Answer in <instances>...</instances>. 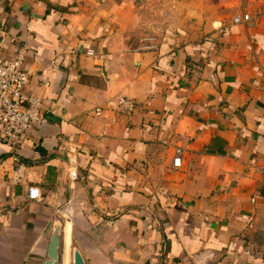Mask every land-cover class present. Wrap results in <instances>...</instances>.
Returning a JSON list of instances; mask_svg holds the SVG:
<instances>
[{
    "label": "crops",
    "instance_id": "0c3cea01",
    "mask_svg": "<svg viewBox=\"0 0 264 264\" xmlns=\"http://www.w3.org/2000/svg\"><path fill=\"white\" fill-rule=\"evenodd\" d=\"M20 47L44 112L0 139V264H44L55 215L59 264H264V0H0Z\"/></svg>",
    "mask_w": 264,
    "mask_h": 264
},
{
    "label": "built area",
    "instance_id": "2783aa9c",
    "mask_svg": "<svg viewBox=\"0 0 264 264\" xmlns=\"http://www.w3.org/2000/svg\"><path fill=\"white\" fill-rule=\"evenodd\" d=\"M247 14L234 16V23L249 21ZM25 50L20 47L15 55L10 58L0 57V139L9 147H14L25 134L40 122L44 109L42 100L37 96H29L24 92L28 82V71L24 68ZM115 104L118 109L131 113L136 108V101L126 95L117 96ZM99 109H97L98 111ZM183 150L180 147L174 149L172 164L179 167ZM17 163V168L10 178L12 183H18L26 179L25 167L19 163L18 157H12ZM264 170V165L262 167ZM75 177L76 174L73 173ZM26 198L28 201L42 202L40 189L35 185H29ZM56 213L68 219L72 216L71 206L57 207ZM5 214H0V221Z\"/></svg>",
    "mask_w": 264,
    "mask_h": 264
},
{
    "label": "water",
    "instance_id": "95a60500",
    "mask_svg": "<svg viewBox=\"0 0 264 264\" xmlns=\"http://www.w3.org/2000/svg\"><path fill=\"white\" fill-rule=\"evenodd\" d=\"M55 226L52 228L49 243L47 247V259L44 264H59V232H60V217L55 215ZM72 264H84L81 254L77 249L73 250Z\"/></svg>",
    "mask_w": 264,
    "mask_h": 264
},
{
    "label": "rangeland",
    "instance_id": "374dc122",
    "mask_svg": "<svg viewBox=\"0 0 264 264\" xmlns=\"http://www.w3.org/2000/svg\"><path fill=\"white\" fill-rule=\"evenodd\" d=\"M144 3H145V2H144ZM146 3H147V4H146ZM146 3H145V6H148V3H149V1H148V2H146ZM142 9H144V8H142ZM145 9H148V8H147V7H145ZM142 11H144V10H142ZM147 12H148V14H149V12H150V11H149V10H147ZM150 13H151V14H154V12H152V11H151ZM168 14H170V13H168ZM153 33H154V32H153Z\"/></svg>",
    "mask_w": 264,
    "mask_h": 264
}]
</instances>
